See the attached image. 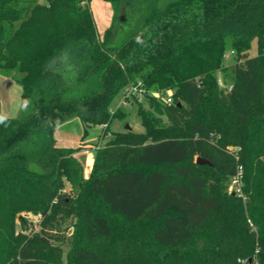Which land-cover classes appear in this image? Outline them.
<instances>
[{"label":"trees","instance_id":"16d2710c","mask_svg":"<svg viewBox=\"0 0 264 264\" xmlns=\"http://www.w3.org/2000/svg\"><path fill=\"white\" fill-rule=\"evenodd\" d=\"M104 1L100 35L91 0H0V72L24 114L0 119V264H264V0ZM138 84L144 132H112ZM74 118L81 143L59 146ZM92 126L110 138L85 178Z\"/></svg>","mask_w":264,"mask_h":264},{"label":"rangeland","instance_id":"374dc122","mask_svg":"<svg viewBox=\"0 0 264 264\" xmlns=\"http://www.w3.org/2000/svg\"><path fill=\"white\" fill-rule=\"evenodd\" d=\"M91 11L97 26V30L100 35L104 33V31L111 26L112 24V16H113V11L111 7L104 1V0H91ZM228 54H230L228 52ZM257 54V47L256 44H253V47L251 51L249 52L250 57H254ZM234 63V57L233 55H230L229 58H226V65L229 66ZM218 78L222 79L225 85L231 84L229 80L226 82L224 81L222 74H218ZM20 86L13 80L12 77H7L4 76L0 72V119L2 118H21L24 116L22 110H21V104H20ZM144 88L140 89V93L138 94V99L140 102L144 103L145 106L147 107V102L145 95H148ZM172 92H169L168 94H171ZM154 96H156V93H152ZM136 97V96H135ZM135 97L130 96L128 98L123 97V95L119 96L114 105L111 107V112L115 111H123L126 115L125 118L119 119L115 118L111 124L110 130L112 132H123L126 129V125L128 124L131 127V130L135 133H143L144 128L141 124L140 117L138 116V108L135 104ZM136 97V98H137ZM78 119V118H77ZM72 119L71 123H68L66 125V131L68 134L71 133V138L67 142L70 147L74 148L79 146L81 143V140L83 138L84 134V126L83 123L80 121L78 123V120L74 121ZM82 123L81 125H79ZM80 126V127H79ZM83 126V128H82ZM80 128V129H79ZM102 126H92L91 128L88 129V133L86 137L84 138V142L88 143L90 146V152L94 156L95 149L98 145H103L107 139L110 138L108 135L107 139H102ZM230 151L236 152L234 147H229ZM91 157L90 155L85 156V159H89ZM236 158H239V155H237ZM78 159L80 161L81 158L78 156ZM198 159V158H197ZM83 163V161H82ZM197 163V160H196ZM90 172L88 168L86 167V170L84 169V176L87 178L90 175ZM242 184V183H241ZM233 187L232 182L229 183L228 185V193H231ZM63 193L67 194H72V191H70V187L67 186L64 190ZM25 218L29 222V227L33 231H39L40 230V218L37 216H33L31 214H24ZM61 236L66 235V242L64 244L58 243L60 246H62V250L64 251V254L68 252L70 249V243H71V231L69 232H61ZM258 250L256 251V255ZM255 255V258L258 259V257ZM259 261V260H258Z\"/></svg>","mask_w":264,"mask_h":264},{"label":"built area","instance_id":"2783aa9c","mask_svg":"<svg viewBox=\"0 0 264 264\" xmlns=\"http://www.w3.org/2000/svg\"><path fill=\"white\" fill-rule=\"evenodd\" d=\"M230 55H234V52H230V54H227L226 58H229ZM218 84L223 89L230 90L232 88V85L226 86L222 79H218ZM141 88H143L141 84L127 88L123 94V97L128 98L130 96H134V97L138 96ZM160 95H161L160 93H157L156 97H159ZM165 100L168 104H171L172 103L171 94H168ZM241 180H242V167H239L237 175L233 177L231 181L233 184L232 189L235 188L234 190H232L231 193L239 194L240 196H242ZM239 262L241 264H260L257 258L249 259V260H239Z\"/></svg>","mask_w":264,"mask_h":264},{"label":"crops","instance_id":"0c3cea01","mask_svg":"<svg viewBox=\"0 0 264 264\" xmlns=\"http://www.w3.org/2000/svg\"><path fill=\"white\" fill-rule=\"evenodd\" d=\"M76 120H78V123L80 122L79 121V119H77V118H75V120H73V122L74 121H76ZM72 121L70 120V121H68V122H66V123H63L62 125H60L58 128H57V130H56V132H55V136H56V139H57V144L59 145V146H63V147H70V145H68V141L70 140V138H71V133L72 132H70L69 134L66 132V131H64V129H66L67 127H66V125H68V123H71ZM82 123H80L79 125H81ZM80 127V126H79ZM82 128H83V126H82ZM80 129V128H79ZM88 144V143H87ZM97 148V147H96ZM91 148H90V146L88 145V147L86 148V149H84L82 152H80V153H78L77 155H76V157L78 158V156H80V158H81V160L83 161V163H84V168H85V170H86V167L88 168V170L89 171H91V169H92V166H93V161H94V156L91 154V152L89 151ZM87 155H90L91 157H89V159H85V156H87Z\"/></svg>","mask_w":264,"mask_h":264},{"label":"water","instance_id":"95a60500","mask_svg":"<svg viewBox=\"0 0 264 264\" xmlns=\"http://www.w3.org/2000/svg\"><path fill=\"white\" fill-rule=\"evenodd\" d=\"M125 129L128 130V131H130L131 130V127L127 124ZM197 163L200 164V165L210 164L209 161L203 160L201 158H198L197 159Z\"/></svg>","mask_w":264,"mask_h":264}]
</instances>
